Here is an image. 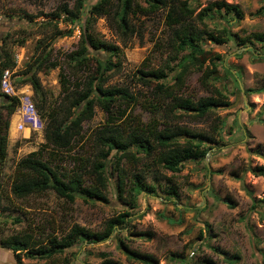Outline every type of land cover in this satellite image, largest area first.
Segmentation results:
<instances>
[{"label":"rangeland","instance_id":"obj_1","mask_svg":"<svg viewBox=\"0 0 264 264\" xmlns=\"http://www.w3.org/2000/svg\"><path fill=\"white\" fill-rule=\"evenodd\" d=\"M98 1L89 0L82 20L72 25L66 15L53 18L64 3L73 7L72 0H0V67L8 53L15 63V68L9 69L14 71L12 83L15 88L26 85L32 88L30 84L22 83V79L31 66H37L40 55L50 50V63L60 66L46 68L38 77L47 97V108H59L62 102L61 75L65 74L71 85L74 84L70 54L77 50L86 20L90 17V8ZM136 1L145 6L143 0ZM213 4L236 5L242 17L234 12L227 13L225 9L218 12L214 7L208 13L213 18L210 20L207 16L205 19L209 30L218 32L227 27L232 35V41L224 45L209 41L204 44L223 56L212 84L227 95L231 106L216 110L215 115L204 122L191 118L180 122L181 126L205 131L216 138L217 144L211 150L208 163L206 158L188 161L179 173L159 169L148 174L147 160L142 155L136 154L143 158L139 164L126 159L120 162V154L114 151L107 167L110 181L107 203L83 195L71 202L59 198L54 192L19 199L11 188L21 159L41 151L43 159L52 167L71 175L85 165L84 160L93 157L95 133L107 125L108 116L96 107L94 118L83 123L82 135L72 149L53 154L50 149L43 148L46 144L44 130L28 125L20 130L22 120L15 112L10 118L8 156L0 166V264H18L14 254L2 248L13 237L29 235L45 245L50 238L61 237L75 224L93 232L102 231L108 219L126 212L131 214L127 225L118 228L105 242H81L51 261L31 260L23 255L22 263L64 264L68 260L69 264H140L127 258L124 252L127 247L152 256L157 264H206V260L214 264H264V176L257 175V168L264 167V60L257 56L264 54V46L252 42L249 44L252 52L233 55L242 48L236 45L235 37L245 38L264 32V0H191L197 13ZM162 18L163 12L149 19L132 17L137 33L127 45L121 42L112 27L111 18L104 16L91 20L98 38L121 50L120 55L112 58L106 52H92L93 57L120 62V71L110 84L129 88L139 102L131 109L123 104L117 105L115 112L127 108V114L138 116L145 123L154 117L151 110L144 108L151 100V94L138 78L148 67L164 65L168 57V31ZM58 32L62 35L54 39ZM200 76L198 72L188 76L185 84L187 96L208 95L200 84ZM249 90L263 92L247 94ZM1 95L4 93L0 82V114L5 117L6 99ZM32 96L45 126L34 92ZM216 124H219L220 135L213 132ZM119 162L118 168L124 170L129 179L140 173L143 176L146 191L139 197L138 207L134 210H129L118 196L119 174L115 164ZM92 184L93 179L85 176V185Z\"/></svg>","mask_w":264,"mask_h":264},{"label":"trees","instance_id":"obj_2","mask_svg":"<svg viewBox=\"0 0 264 264\" xmlns=\"http://www.w3.org/2000/svg\"><path fill=\"white\" fill-rule=\"evenodd\" d=\"M72 1L73 7L64 3L59 12L53 14V18L59 19L66 15L72 25L81 21L89 0ZM143 1L145 6L136 0H99L91 6L90 17L86 20L77 50L72 52L69 58L70 63H73L70 69L75 76L74 84L71 85V80L65 74L61 75L59 81L62 88V106L59 108L54 110L47 108V97L38 77L46 68L55 69L60 66L58 63H50V50L43 52L38 58L37 66L35 68L31 66L26 72L22 83L32 86L34 98L38 101V111L45 120L46 144L43 148L50 149L53 154L62 150L70 151L75 141L82 135L83 123L94 118L96 107L107 114L108 122L95 133L93 157L84 160L85 165L71 175L52 167L49 161L43 159L41 151L21 159L17 164V176L11 188L15 197L24 199L35 194L54 192L59 198L71 202H74L78 195H83L90 200L107 203L110 182L107 167L114 151L120 154V158H117L120 162L126 159L128 162L139 164L141 159L145 158L148 174H154L159 169L179 173L186 162L203 160L208 152L216 147L217 140L209 133L181 126L180 122L185 118L204 122L211 119L216 110L231 106L227 95L212 84L223 56L204 44L209 41L214 45H224L232 41V35L227 27L219 29L218 32L209 30L205 19L207 16L210 20L213 18L208 13L214 7L218 8V12L225 9L227 13L234 12L239 17H242L241 10L236 5L213 4L197 13L191 5V0ZM161 12L163 25L168 31L166 39L168 57L164 65L148 67L140 72L138 81L143 87H147L151 94V100L144 108L146 111L151 110L154 116L145 123L138 116L127 114V108H135L139 103L135 94L129 88L110 84V80L121 68L120 62L113 63L110 58L120 55L121 50L99 39L91 20L104 16L111 18L112 27L120 36L121 42L127 45L131 37L137 33L132 17L142 16L149 19ZM61 35L58 32L54 39ZM235 38L238 47H249L252 42L264 46V32H256L245 38ZM92 52L110 53L111 57L101 60L93 57ZM6 55V61L0 67V82L5 70L15 68L11 56L8 53ZM259 55L264 54H257ZM260 58L264 60V56ZM193 72L201 74L200 84L208 93L207 96L186 95V80ZM262 92L249 90L247 94ZM1 97L6 99L4 106L6 116L0 114V166L8 156L10 118L19 107L17 98L6 95ZM120 104L127 106L126 110L115 112L116 106ZM123 119L126 120L122 121ZM213 132L220 135L219 124L215 125ZM136 154L142 155L143 158ZM120 162L115 164L117 168ZM116 170L119 174L118 196L129 210H134L138 207L139 197L146 191L143 176L140 173L129 179L124 170L121 168ZM257 173L264 176V167L257 168ZM85 176L93 179L91 186L85 185ZM130 216V212H126L108 219L103 230L99 232L75 224L61 237L50 238L45 245L32 236L19 235L8 240L2 248L11 251L18 264H23L21 260L23 255L31 260L51 261L55 256L63 254L81 242L107 241L118 228L127 225ZM124 252L129 260L140 264H157V260L152 256L132 251L127 247ZM205 263L214 264L211 260H206ZM64 264H69V261L65 260Z\"/></svg>","mask_w":264,"mask_h":264},{"label":"built area","instance_id":"obj_3","mask_svg":"<svg viewBox=\"0 0 264 264\" xmlns=\"http://www.w3.org/2000/svg\"><path fill=\"white\" fill-rule=\"evenodd\" d=\"M14 71L5 70L1 78V89L4 95L10 98H17L19 100V107L16 112V116L22 120L19 129L21 130L24 125L32 126L36 130L43 131L44 124L37 112L35 105L33 104L32 93L33 90L30 86H22V88H15L12 83V77Z\"/></svg>","mask_w":264,"mask_h":264},{"label":"water","instance_id":"obj_4","mask_svg":"<svg viewBox=\"0 0 264 264\" xmlns=\"http://www.w3.org/2000/svg\"><path fill=\"white\" fill-rule=\"evenodd\" d=\"M251 50H252V47H245V48L239 49L238 51H236L235 53H233V55H238V54H241L243 52H247V51H251ZM259 56H264V55H259ZM210 153H211V151H209L208 154H207V156H206V162L207 163H208V159L210 157Z\"/></svg>","mask_w":264,"mask_h":264}]
</instances>
